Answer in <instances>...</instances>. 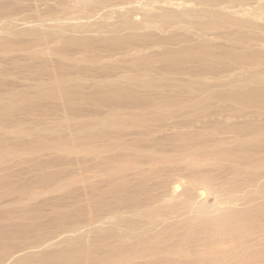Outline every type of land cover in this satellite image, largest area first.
Instances as JSON below:
<instances>
[{
	"label": "bare ground",
	"instance_id": "obj_1",
	"mask_svg": "<svg viewBox=\"0 0 264 264\" xmlns=\"http://www.w3.org/2000/svg\"><path fill=\"white\" fill-rule=\"evenodd\" d=\"M30 1H33L32 4H34V1H35L36 2L35 5L38 4L37 2H41L40 5H42V3L43 4L45 3L46 5L48 4L47 8L50 7L49 10L52 8L53 11H54V8H61V11H62V7L68 8V11L71 9L73 10L72 6L77 7V9L80 8L81 11H83L82 8H84V10L89 9L88 11H91L90 9H92V11L93 9H96V10H94L93 12L86 13L85 15H82V17L73 15V17L69 19H66V16L63 15L64 18L61 17V19H66V20H60V18L55 19L56 17H54L53 14L51 15V17L46 18L48 16H46L47 14H44V13L43 14L45 15L46 19L43 18L44 16L38 17L37 19L36 17L41 15V13L39 12V7H38L37 10L40 14L36 16L37 13L35 12L34 13L35 15H33V16H36L35 17L36 19L29 18L30 13H33L32 10L30 11V13L26 12V16H29L28 18H26V16L25 18L19 17V16H22L24 12L22 15L20 13V15L17 17L15 15L16 12L18 14V12L23 11V10L25 11V9H28L27 4L28 2L30 3ZM173 1L172 0H168V1L167 0H0V14L2 13L6 15L5 18L3 17L4 21L3 22L1 21V24H0V74L4 75L6 73V69L3 68V63L11 61L17 64L16 67L17 69L19 68L17 73H20L18 77L14 76V79L15 78H20L22 80L27 79L26 75H28V77L31 76V79L38 80L37 83L34 84L31 88L29 87L28 89H19V90L11 89L8 92L7 96H2L0 93V128L3 129L5 133H7L10 125H12L10 124V122L13 120L14 115L18 112L25 113V114H32L36 111H44L48 109L49 107L46 101L49 97H60L64 99L65 101H67L68 108L72 113L81 112L84 108V105L91 101H94L97 107H102L106 105H118V106H128L132 108H137L139 109V111L146 104L149 105L150 103H153L152 105L153 109L149 111V114L151 115L153 119H158L160 117L161 109L164 107L171 108L169 113L172 116H175L178 113H180L181 110L180 108H177L178 107L177 103L181 102V100H184L188 104V107H190V109L189 108L184 109V112L194 109V110L200 111V113H202L203 115H206V114L209 115L210 113L211 114L216 113V111L220 109V106L216 105V102L225 103L226 107L231 108L235 110L236 112L238 111L243 112L246 110L264 112V40H258V38L260 39V37L264 36V0H178V1L175 0L174 2ZM45 4H44V7H46ZM2 6L5 7L4 10ZM69 6H71V9ZM66 8L64 9L66 10ZM49 10H47L46 12H48ZM55 13L57 14V12ZM213 30H216V31L219 30L220 32L218 31L216 33H213L212 32ZM213 36L215 39H218V40L226 39V41H228L230 44L228 43L227 46L221 48L220 45L217 44L218 42L215 43L213 41L214 38H211ZM174 43H178L179 46L177 48L168 47L169 44H174ZM135 45L137 46L140 45V46L137 47ZM151 45L158 46L161 49L157 52H154V53L152 52L150 54L143 53ZM93 49H101L102 51L105 52V55L103 57L101 55L100 57L95 58V60H97L98 62L100 61L102 62V64L99 67V70L103 73L105 71L107 73L108 69L117 68V64L118 62L121 61V59H118L116 56L117 54H120V53L123 55L125 54L133 55L132 65H134L135 67H139V69H141L143 72L139 74L137 72L132 75L129 73L128 75H126L125 80H122L119 82H114L113 81L114 79L112 78H110V80L108 78L107 81L94 80L96 79V77H94V79H92L91 82H88V81L86 82L88 77L87 79H84V76H78L77 71L82 70L84 72H88L91 69L89 68V66H85V65L84 66L81 65L82 67H80L79 69L78 67L79 64L77 63V61L86 60V57H85L86 51H89V50L92 51ZM54 54H57L60 56L56 65H57L58 73L62 75L61 78H56L49 82L40 80L39 78L40 70H43L44 72L48 73V75L51 74V71L48 69V63L51 61L52 59L51 56H53ZM67 60L75 61V62L69 63L67 62ZM22 62L25 64L24 66L21 65ZM231 65H237L238 67L236 69L239 68V70L240 69L241 70L237 74L234 73V74L228 75V82H224V81L222 82V78L219 77L221 72H223V69H227V71L229 72ZM127 69L133 70L128 67ZM151 71H155V72L157 71V73L162 74V78L160 79L157 78L156 76L151 74ZM12 73L14 72H11V74ZM67 74L72 75L71 79L64 80L63 77H65V75ZM184 74L189 75L190 78L182 79L183 77H180V76ZM210 74H212L211 75L212 77H209ZM216 75H219L218 79L216 80H220L221 84L216 85L214 83L206 81V78H209V79L214 78V77L217 78ZM9 80L10 78L7 76V79L5 80V84L6 83L8 84ZM167 81H170V83H167ZM10 82L12 83V81ZM167 85H169V87L178 91L179 93H183L184 95L173 97V96L166 94L164 91H162V88L164 89V87ZM219 86H224V88L223 89L216 88ZM89 108L91 110V107ZM114 109L115 108H113V110ZM92 111H89V112H92ZM203 115L201 116L199 120L205 121L203 119ZM102 118L103 117L101 116V119ZM99 120L98 122H100ZM128 120H132L133 122H138V121L148 122L149 121V120L146 121L142 113L138 112L130 116L115 115V118H112L107 123L110 124L111 126H115L116 128H122V126L125 125V123ZM192 121H193L192 118H189L187 120H184L183 124L192 122ZM100 124L102 123L100 122ZM250 124L251 123L249 121L243 122V125H240V126L236 124L234 126V129L238 130L240 133L246 134V132H249L250 130H254V133L251 134L250 137L245 136L242 139H239L238 141L235 140L233 146L226 148L230 154L237 155L239 152L244 153L239 158H242L243 161H248L249 164L255 161L253 159L254 157H251L252 156V153L250 154L251 149L258 150L264 147V135H263L264 128L263 126H260V125L251 126ZM82 125L86 126V129L83 130L82 128L83 130L82 132L73 131L72 133L68 135L64 133L58 134V133H55V131H48L47 133H42V132L32 133V131L28 132L25 129L21 130L20 133L27 136L28 139L26 138H25L26 140L24 139L26 141L24 143H26L27 145L32 146V144L34 143H39L38 145H41L43 147L49 146L50 144L52 145L53 142L56 140H59V143H63L71 138H73V140L77 142V145L82 147L85 143L90 142L92 139L99 138V137L101 138L107 133V130L105 128L106 126H102L101 129L93 131L94 129L90 130L89 128H87L86 123ZM157 125L158 124H156V126ZM181 128L182 127H180V129ZM215 129L219 131V130L224 129V127L220 123L217 122ZM140 130L142 131L141 128ZM184 131H187V130H184ZM187 132L189 133V131ZM144 133H147V132L144 131ZM169 133L167 136H169ZM75 134L79 136H76ZM175 135H178V134H175ZM7 137H10V136H7ZM171 137L172 136H170V138ZM191 138H192V135L190 134L189 136L185 137L187 144ZM14 139H17V138H14ZM6 141L7 139L5 137L4 138L0 137L1 151L6 150L7 148L6 146H8V145L5 146L4 144ZM17 141L19 140H16V142ZM16 142L13 141V142H10V144L9 143L8 144L14 145ZM200 143H201V140H200ZM18 145H21V143ZM31 146L29 148H31ZM34 147H36V145ZM201 149L204 150L203 148ZM166 151L168 152V150ZM174 156H178V155H174ZM184 157H188V155L183 156V158ZM29 158L30 157H28L27 160ZM178 158H180V155ZM33 159L34 158L30 160L33 161ZM91 159H94V158L91 157ZM91 159L88 158V160L90 161ZM22 160L20 162H23ZM7 161L9 160L7 159ZM172 162H174V160ZM32 164H34L35 166V162ZM191 164H194V163L189 161V165ZM11 165L13 167L12 163ZM93 165H95V163ZM96 166H98V163L96 164ZM28 168H32V167L28 166ZM261 168L263 169H259L258 172H260V170H264V164ZM29 171L30 170H28V173L31 172ZM190 172L194 173V169L191 170ZM166 173L167 171L165 172V174ZM13 176L15 175L13 174ZM258 176L259 174L256 172V174H252L245 183L237 186V189H240L243 187H250V189H247L245 191V194L242 197L245 200L242 207H238L236 204V201L240 200V198H236L232 196H224L219 191L217 190L214 191L216 188L213 190L211 186L213 184V179L211 177L206 178V180L208 181V184L209 183L211 184L210 185L211 190H209L207 187H205L206 189H204L202 186L200 187L198 186V184H196L198 186L197 187L194 184L195 182H191L193 184L191 185L193 189L189 184V187L187 188L184 187V190L182 189L180 193H177L183 184L181 183L182 181L180 180L181 182L178 181V184L172 188L171 193L166 194L167 195V198L165 200L166 204L160 207L161 212L159 211V212L152 213L150 211H144L143 213H139L137 211H134L133 213L134 215L139 216V214L140 215L143 214V215L148 216L147 221L144 222L142 230L139 233H136L135 231V234L136 235L141 234V233L143 234L148 230L155 229L157 226L163 227L161 231H164V230L167 231L171 228L178 230V232L175 231L176 233L174 235H175V238L179 240L180 242L179 244H181L179 250L182 254H185L184 256L185 258L188 256L189 259L182 260V261H180L181 260L180 259L178 260L177 264H253V262L250 261L251 258L249 257L250 248L246 247L247 248L246 249L244 244L248 242L247 240L249 237L255 236L258 232L263 231V228H260L261 225L259 226V224L264 223V180L258 181L257 179ZM154 177L155 176H153V178ZM29 180L31 179L29 178L28 181ZM45 180L46 178L41 180V182H45ZM31 183L37 184V182L35 181L34 182L31 181ZM22 185L23 184H21L20 186L22 187ZM34 187H37V186H34ZM194 187L196 189H194ZM253 187H256V188H253ZM9 188H12V187H9ZM15 189L18 190L17 187ZM209 192L211 194H214V193L216 194L215 201L211 205H209L206 202L207 196H209L208 194ZM151 198L149 197V199ZM258 200H261V201L257 202ZM40 203L42 204L43 202H40ZM36 204H38V202ZM22 205H23V202H22ZM111 206H112V203L110 207ZM20 207L18 208L21 209ZM19 209L17 210L18 212H20ZM66 214L68 215L67 212ZM71 215H73V213ZM75 216L76 215L74 214L72 218ZM83 217L85 216L83 215ZM77 220H79V218H77ZM123 220L125 222L127 221L130 222L132 226L138 223V221L136 223L135 218H126ZM41 221H44V220H41ZM250 223L252 224L255 223V224L250 228L249 233L248 234L246 233L247 235L242 236L241 238H238L236 244H234L232 248L229 249L228 247L225 246V243L227 241L236 240V237H237L236 235H239L240 233H242V231L247 226V224H250ZM34 230L36 231L37 229H34ZM107 230H110V229H107ZM0 231H3V230L0 229ZM161 231L160 232L157 231V232L161 233ZM79 233L80 234L76 236L71 235L70 238H65V237H64L65 239L59 238L56 241L47 240L46 238L47 241L34 240L31 242L25 243L23 245L24 248L19 250V252H22V253L21 254L17 253L18 255L14 257V259L12 260L10 264H81L82 263L81 260L84 259L85 257L83 256L85 255L84 254L85 249L81 247L80 245L78 248H76L74 245H71L72 242L80 241V239H83L84 235H82L81 232ZM2 234L3 232H1L0 236H2ZM17 236L19 235L17 234ZM259 236H261V234ZM92 237H94V235H92ZM154 237L156 236H153L152 238ZM123 245L125 246L126 243H123ZM138 245L139 244L135 242L131 246H127V247L132 252V251L138 250ZM70 249H73L74 253H70ZM111 249L113 248L111 247ZM243 249H246L249 255L245 253L242 256L238 257V259L232 261L231 263L229 262V259L227 260V258H232L233 256H237L238 251L240 252ZM68 250H69V253H68ZM148 250L150 251V249ZM171 251L169 252L171 253ZM104 252H107V251H104ZM140 252L145 253L144 249L143 251L140 250ZM259 255H261V259L257 260L258 263L256 262V264H264V251L259 253ZM177 257L179 258V256ZM9 260L1 262L0 264L5 263V262L7 263L9 262ZM150 263L156 264L157 261L153 260ZM90 264H93V263H90ZM112 264H115V263H112Z\"/></svg>",
	"mask_w": 264,
	"mask_h": 264
},
{
	"label": "rangeland",
	"instance_id": "obj_2",
	"mask_svg": "<svg viewBox=\"0 0 264 264\" xmlns=\"http://www.w3.org/2000/svg\"><path fill=\"white\" fill-rule=\"evenodd\" d=\"M176 1H178V0H176ZM113 2H115V1H113ZM116 2H118V1H116ZM32 3H33V1H30V3L28 2V4H27L28 9H25V11L23 10V11L18 12V14H17V12H16V14L15 13L14 14L18 17L20 15V13L22 15L24 12V14L22 16H19V17L25 18L26 12L30 13V11L32 10L33 13H30V15H29L30 17L26 16V18L29 17L30 19H34L38 14L41 13V15H42L44 13V14H47L46 16H48L46 18L51 17V15L53 14V16L56 17L55 19L60 18V20H66V19L73 17V15L78 16V17H82V15H85L86 13L93 12L94 10H96V9H93V11H92V9H90L91 11H88L89 9L84 10V8H82L83 11H81L80 8L77 9V7H73V6H72V8H73V10H72L71 6H69L71 9L69 11H68V8H66V7H64V8H66V10L62 7V11H61V8H54V11H53L52 8L50 10H49L50 7L47 8L48 4L46 5L44 3L46 5V7H44L43 3H42V5H40L41 2H37L38 4H36V5H35V3H36L35 1H34V4H32ZM27 5H26V7H27ZM40 6H42V7H40ZM38 7H39L40 13L37 10ZM2 8H3V10L5 9V7H3V6H2ZM45 8H47V9H45ZM35 9H36V11H35ZM27 10H29V11H27ZM47 10H49V11L46 12ZM57 10H59L60 12ZM35 12L37 14H36V16H33V15H35L34 14ZM55 12H57V14ZM58 13H59V15H58ZM44 14L42 16L41 15L37 16L36 18L38 19V17H43V16H44L43 18H45ZM63 15L66 16V19H61V17L64 18ZM0 16H1L0 17V24H1V21L2 22L4 21L3 17L5 18L6 15L1 13ZM115 19H116V17H115ZM218 31L219 30H217V31L213 30L212 32L216 33ZM211 38H214V36ZM258 40H264V36L260 37V39L258 38ZM213 41L215 43L218 42L217 44L220 45L221 48L227 46L229 43L228 41H226V39H219L218 40V39L214 38ZM222 43H223V45H222ZM135 46H137V45H135ZM139 46L140 45H138L137 47H139ZM178 46H179L178 43L168 45L169 48H177ZM160 49L161 48H159L158 46L151 45L143 53L150 54L152 52L153 53L157 52ZM55 55L57 56V58ZM101 55H102V57L105 55V52L102 51L101 49H93L92 51L91 50L86 51V53H85L86 60L77 61V63L79 64L78 65L79 69H80V67H82L84 65L89 66V68L91 70L88 72L90 74L88 72H84L82 70H79V71H77L78 76H84V79H87V77H88L86 82L87 81L91 82L92 79H94V77H96V79H94V80L107 81L108 78H109V80H110V78H112V79H114L113 80L114 82H119V81L125 80L126 75H128L129 73L132 75V74L137 73V72H138V74L143 72L141 69H139V67H135L134 65H132L133 55H131V54L123 55L120 53V54H117V56H116L118 59H121V61L118 62V64H117V68L108 69L107 70L108 74L106 73V71L103 73L99 70V67L102 64V62L101 61L98 62L97 60H95V58H98ZM51 57H52V59L48 63V69L51 71V74L48 75V73L44 72L43 70H40V72H39L40 80H44L46 82H49V81H52L56 78H61V76H62L58 73L57 65H56L60 56L57 54H54ZM67 62L73 63L75 61L67 60ZM21 65L24 66L25 64L22 62ZM16 66H17V64H15L11 61L3 63V68L6 69V73L4 75L0 74V85H1L0 86V93L2 96H7L8 92L11 89L12 90H19V89H28L29 87L31 88L38 81L36 79H31V76L28 77V75H26L27 79H23V80L20 78L14 79V76L18 77L20 75V73H17L19 68L17 69ZM127 67L130 69H133V70H135V69H137V70H135V71L128 70ZM237 67H238L237 65H231L230 69H229L230 73L227 71V69H223V72H221L220 76L216 75L217 78L216 77L210 78V79L206 78V81L214 83L216 85L221 84L220 80H216V79H218V76H219L220 78H222V82L223 81L228 82V75L234 74V73L237 74L241 70V69L239 70V68L236 69ZM37 69H38V67H37ZM56 71H57V73H56ZM11 72H14V73L11 74ZM151 74H153L154 76H156L159 79L162 78V74L157 73V71L156 72L151 71ZM90 75H92V76H90ZM114 75H116V76H114ZM131 75H129V76H131ZM211 75L212 74H210L209 77H212ZM221 75H222V77H221ZM7 76L10 78V80H9L8 84L7 83L5 84V80L7 79ZM71 76L72 75L67 74V75H65V77H63V79L69 80V79H71ZM91 77H93V78H91ZM180 77H183L182 79L190 78L189 75H187V74L181 75ZM167 79H169V78H167ZM3 81H4V83H3ZM10 81H12V83ZM26 81H28V82H26ZM167 83H170V81H167ZM216 88L223 89L224 86H219ZM142 89H144V88H142ZM162 91H164L166 94L173 96V97H178L180 95H184L183 93H179L178 91L172 89L171 87H169V85L165 86L164 89L162 88ZM177 92H178V94H177ZM50 101H52V102H50ZM46 102L48 103L49 108L44 110L45 112L44 111H36L32 114H25V113L18 112L14 115L13 120L10 122V124H12V125H10L7 133H5V131L0 128V137L1 138L5 137L7 139V141L4 144H5V146L8 145V146H6L7 147L6 150L1 151V149H0V209H1L0 210V229L3 230V231H0V234H1V232H3L2 236H0V263L4 262V261H8L9 259L11 260V261L9 260V262H7V263L5 262L2 264H10L15 256H17L18 254H21L22 252H19V250L24 248L23 245L25 243H28V242H31L34 240H40V241H47V240L54 241L55 240L56 241L59 238L65 239V238H70L71 235L76 236V235L80 234L79 232H81V234L84 235V237L86 239L83 237V239H80V241L72 242L71 245H74L76 248H78L80 245L81 247H83L85 249L84 250L85 253L83 252L85 254L83 256H85V257H84V259L81 260V262H82L81 264H90V263H93V264H112V263H115V264H137V263L138 264H142V263L143 264H151L150 262L153 260L157 261L156 264H158V263L159 264H177L178 260H180V259H181L180 261L189 259L188 256L185 258L184 257L185 254H182L179 250L181 244H179L180 243L179 240H177V238H175V235H174L176 232H178V230L171 228L167 231H165V230L161 231L163 227L157 226L155 228L156 230L155 229L148 230V231H146L147 233L145 232L143 234L141 233V234L136 235L135 231H136V233H139L142 230L144 222L147 221L148 216L143 215V214H141V215L139 214V216L134 215L133 214L134 211H137L139 213H143L144 211H150L152 213L159 212V211L161 212L160 207H162L166 204V202H165V200L167 198L166 194L171 193L172 188L175 185H177L178 181H180V180L182 181V182L181 181L180 182L183 184L177 193H180L182 191V189L184 190V187L185 188L189 187V184H190V186L193 185L191 182H195L194 183L195 185L198 184V186H200V187L202 186L204 189H206L205 187H207L209 190H211L210 189L211 184L210 183L208 184V181L206 180L207 177H211L213 179V184L211 186H212L213 190L216 188L214 191L217 190L224 196H232V197L240 198V200L236 201V204L238 207H242L244 202H245V200L242 197L244 196L245 191L247 189H250V187H243V188L237 189V186L245 183L247 181V179L252 174H256V172L259 174V176L257 177L258 181L264 180V170H260V172H258L259 169H263L261 167L264 164V147L261 149H258V150H252L251 149L250 154L252 153L251 157H254L253 159L255 161H253L250 164L248 163V161H243L242 158H239L244 153L239 152L237 155L236 154H230L226 149L227 147L233 146L235 140L238 141L239 139H242L245 136L250 137V135L254 133V130H250L249 132H246V134L240 133L238 130L234 129V126L236 124H238L240 126V125H243V122L249 121L251 123L250 124L251 126L260 125V126H263V128H264V112H256V111H252V110H246L243 112H239V111L236 112L235 110L226 107L225 103L216 102V105H219L220 109H218L216 111V113H213V114L210 113L209 115L208 114L203 115L202 113H200V111L194 110V109L184 112V109H187V108L190 109V107H188V104L184 100H181V102L177 103L178 104L177 108H180V110H181L180 113H178L175 116H172L169 113L171 108L164 107L161 109L160 117L158 119H153L151 117V115L149 114V111H151L153 109V107H152L153 103H150L149 105L146 104L139 111V109H137V108H132V107H128V106H118V105H106V106H102V107H97L95 102L91 101V102H88L84 105V108H83L84 111L82 110L83 112L81 111L79 113H72L68 108L67 101H65L64 99H62L60 97H49ZM93 104H95V105H93ZM50 105H51V107H50ZM88 106L91 107V110ZM113 108H115V109L113 110ZM104 110H106V111H104ZM56 111H57V113H56ZM65 111H67V112H65ZM89 111H92V112H89ZM108 112H110V113H108ZM138 112L142 113V115L144 116L146 121H148V120L149 121L148 122H143V121L133 122L132 120H128L125 123V125L122 126V128H116L115 126H111L110 124L107 123L112 118H115V115H117V116L118 115L130 116V115H133V114L138 113ZM65 113H67V114H65ZM74 114H76V115H74ZM202 115H203V119L205 121L199 120ZM101 116L103 117L102 118L103 120L101 119ZM258 117H259V119H258ZM189 118H192L193 121L185 123L187 125L183 124L184 120H187ZM98 120L102 124H100V122H98ZM175 120H176V122H175ZM209 121H211V122H209ZM239 121H240V123H239ZM241 121H242V123H241ZM167 122H168V124H167ZM217 122L220 123L224 127V129L217 131L215 129ZM84 123L87 124V128H89L90 130L94 129L93 131L101 129L102 126H106L105 128L107 130V133L104 136H102L101 138L99 137V138L92 139L90 142L85 143L82 147L77 145V142H75V140H73V138H71V139H68L66 142H63V143H59V140H56L53 142L52 145L50 144L49 146H44V147L41 145H38L39 143H34V144H32V146L30 145L31 148H29L30 147L29 145L24 143V142H26L25 140L28 139L27 136L20 133L21 130L25 129L28 132L32 131V133H39V132L47 133L48 131H55V133H58V134L64 133V134L68 135V134L72 133L73 131L74 132L75 131L82 132L84 129H86V126L82 125ZM258 123H260V124H258ZM68 124L69 125L71 124V125L69 126ZM156 124H158L159 126L158 125L156 126ZM182 124H183V126H182ZM233 124H235V125H233ZM207 125H209V126H207ZM96 126H98L99 128ZM142 126H143V128H142ZM201 126H203V127H201ZM136 127H137V129H136ZM180 127H182V128L180 129ZM82 128H83V130H82ZM140 128L142 129V131L140 130ZM169 128H171V129H169ZM184 130L189 131V133L187 131H184ZM144 131L147 133H144ZM167 132L168 133L171 132L172 134L169 133V136H167L168 135ZM141 133H142V135H141ZM175 134H178V135H175ZM189 134L192 135V138L190 139V141H188V144H187L185 137L189 136ZM203 134H204V136H203ZM75 135L79 136L77 134H75ZM229 135H231V136H229ZM263 135H264V131H263ZM7 136H10V137H7ZM170 136H172V137L170 138ZM226 136H228V137H226ZM200 137H202V138H200ZM14 138H17V139H14ZM183 139H184V141H183ZM16 140H19V141L16 142ZM193 140H195V141H193ZM200 140H201V143H200ZM205 140L206 141L208 140V141L206 142ZM13 141H15L16 143L14 145H9L10 142H13ZM196 142H198V143H196ZM20 143L22 146L18 145ZM35 145H36V147H34ZM164 145H166V146H164ZM167 145H169L170 147ZM163 148L164 149L166 148V149L164 150ZM201 148H203L204 150H202ZM35 149H37V150H35ZM166 150H168V152ZM199 150L202 152H200ZM183 151H185V152H183ZM150 152H151V154H150ZM174 155H178V156H174ZM179 155H180V158H178ZM185 155H188V157L183 158V156H185ZM27 156L30 157L28 159L29 162L27 160V158H28ZM91 157H93L94 159H91ZM11 158H12V160H11ZM17 158H19V159H17ZM32 158H34L35 160L34 159H33V161L30 160ZM56 158H58V159H56ZM88 158H90L91 161L88 160ZM170 158H172V159H170ZM7 159L9 161H7ZM21 160L23 162H20ZM173 160H174V162H172ZM53 161H55V162H53ZM189 161L193 162L194 164L189 165ZM34 162H35V166H34V164H32ZM11 163L13 164V167H12ZM94 163H95V165H93ZM97 163H98V166H96ZM36 164H37V166H36ZM222 165H223V167H222ZM28 166L32 167V168H28ZM7 167H8V169H7ZM23 167H25V168H23ZM33 169H35V170H33ZM190 169L191 170L194 169V173H191ZM214 169H216V170H214ZM28 170H30L31 172L29 171L30 173H28ZM112 171H114V172H112ZM166 171H167V173L165 174ZM68 173H70V174H68ZM13 174L15 176H13ZM128 174H130V175H128ZM159 174H161V175H159ZM31 175L33 176V178ZM153 176H155L156 178L155 177L153 178ZM169 176H171V177H169ZM27 178L28 179L30 178L31 180L28 181ZM35 178L36 179L38 178L37 179L38 181ZM44 178H46L45 182H41V180H43ZM8 180H10V181H8ZM31 181L32 182L35 181V182H37V184L31 183ZM72 181H74L76 184ZM8 182L10 183V185ZM78 183L80 186L78 185ZM21 184H23L22 187L20 186ZM42 184H44V185H42ZM70 185H72V186H70ZM133 185H135V186H133ZM34 186H37L38 188L34 187ZM73 186H75V187H73ZM9 187H12V188H9ZM16 187L18 188V190L15 189ZM28 187H30V188H28ZM203 188H201V189H203ZM253 188H256V187H253ZM77 189H78V191H77ZM192 189H193V187H192ZM194 189H196V188L194 187ZM78 192H79V194H78ZM146 193H147V195H146ZM159 193H160V195H159ZM208 194H209V196H207L206 202L209 205H211L215 201L216 194L215 193L211 194L210 192ZM19 195H21L22 197ZM51 195H52V197H51ZM33 196L34 197L36 196V197L34 198ZM125 197H126V199H125ZM149 197L150 198L152 197V198L149 199ZM24 199H26L27 201ZM119 200H120V202H119ZM34 201L35 202L37 201L38 204H36L37 202L35 203ZM259 201H261V200H258L257 202H259ZM22 202H23V205H22ZM40 202H43V203L41 204ZM110 202L112 203L111 207H110V205H111ZM107 203H109V204H107ZM113 203H114V205H113ZM40 204H41V206H40ZM73 205H75V206H73ZM20 206H22L23 208ZM94 206H96V207H94ZM18 207H20L21 209H19ZM42 207L44 208V210ZM103 207H105V208H103ZM18 209L20 212L17 211ZM24 209H26V210H24ZM109 209H111V210H109ZM70 210H72V211H70ZM66 212L68 213V215L66 214ZM72 213H73V215H71ZM36 214H38L39 216ZM64 214H65V216H64ZM74 214L77 216V217L76 216L73 217L75 219L72 218V216H74ZM83 215L85 217H83ZM14 216H16V217H14ZM68 217L71 219H69ZM77 218H79V220H77ZM80 218H81V220H80ZM126 218H135L136 223H137V221H138V223L134 224L133 225L134 228H133V226L131 225L130 222H128V221L125 222L123 220ZM85 219H87V220H85ZM41 220H44V221H41ZM104 220H106V221H104ZM113 221H114V223H113ZM117 221H118V223H117ZM38 223H40V224H38ZM72 223H74V224H72ZM254 224L255 223L247 224V226L244 228L242 233H240L239 235H236L237 236L236 240L227 241L225 243V246L228 247L229 249L232 248V246L234 244H236L238 238H241L242 236H245L249 233L250 228ZM259 226H260V228H263V231L258 232L255 236L249 237L247 240L248 242H246V244H244L245 248L246 247L250 248L249 249L250 255H249L248 251L246 250L247 248L243 249L240 252L238 251L237 256H233L232 258H227V260L229 259L230 263L232 261L238 259V257L242 256L245 253H247V255H249V257L251 258L250 261H252L253 264H256V262L258 263L257 260L261 259V255H259V253L264 251V235H263L264 234V223L259 224ZM92 228H94V229H92ZM11 229H12V231H11ZM34 229H37L36 230L37 233ZM96 229H98V230H96ZM107 229H110V230H107ZM99 230H100V232H99ZM173 230H174V232H173ZM157 231L158 232L161 231V233H158ZM21 232H22V234H21ZM17 234L19 236H17ZM85 234H86V236H85ZM260 234H261V236H259ZM47 235H48V237H47ZM92 235H94V237H92ZM150 235H151V237H150ZM39 236H40V238H39ZM153 236H156V237L152 238ZM91 237H92V239H91ZM46 238H47V240H46ZM99 238H101V239H99ZM84 240H85V242H84ZM77 242H78V244H77ZM135 242L138 243L140 246L138 245L137 251L131 252L127 246H131ZM13 243L14 244L16 243V244L14 245ZM123 243H126V245L124 246ZM76 245H78V246H76ZM17 246H19V247H17ZM111 247L113 249H111ZM93 249L94 250L96 249V250L94 251ZM143 249H144L145 253L140 252V250L143 251ZM148 249H150V251ZM168 250L169 251L172 250L171 251L172 254ZM104 251H107V252H104ZM252 251H254V252H252ZM68 253H69V250H68ZM70 253H74V250L70 249ZM8 254H9V256H8ZM145 255H147V256H145ZM177 256H179V258ZM258 257H260V258H258ZM124 261H126L127 263ZM109 262H111V263H109Z\"/></svg>",
	"mask_w": 264,
	"mask_h": 264
}]
</instances>
